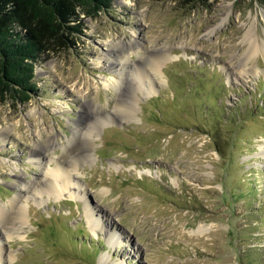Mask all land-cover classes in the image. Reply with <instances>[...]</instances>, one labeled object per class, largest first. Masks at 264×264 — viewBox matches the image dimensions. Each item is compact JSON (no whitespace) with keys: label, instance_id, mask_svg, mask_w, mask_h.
Segmentation results:
<instances>
[{"label":"rangeland","instance_id":"374dc122","mask_svg":"<svg viewBox=\"0 0 264 264\" xmlns=\"http://www.w3.org/2000/svg\"><path fill=\"white\" fill-rule=\"evenodd\" d=\"M85 27L0 99V264H264V0H112Z\"/></svg>","mask_w":264,"mask_h":264},{"label":"trees","instance_id":"16d2710c","mask_svg":"<svg viewBox=\"0 0 264 264\" xmlns=\"http://www.w3.org/2000/svg\"><path fill=\"white\" fill-rule=\"evenodd\" d=\"M208 0H183L185 5ZM112 0H0V99L20 102L36 92L34 64L75 47L85 18L106 11Z\"/></svg>","mask_w":264,"mask_h":264},{"label":"bare ground","instance_id":"6f19581e","mask_svg":"<svg viewBox=\"0 0 264 264\" xmlns=\"http://www.w3.org/2000/svg\"><path fill=\"white\" fill-rule=\"evenodd\" d=\"M251 46H253V45H251ZM61 165L62 164H59V167L57 169H54L53 171L48 172V174L51 175L53 178H47L45 180L47 184L43 182L44 184H46L48 186L50 191L56 195L58 193H60L59 187L61 185H65V187H67V186H69V184L71 182V175L68 174L67 171ZM2 214H3V210L0 208V216H3ZM101 224L102 223H100V225ZM101 226H103V225H101Z\"/></svg>","mask_w":264,"mask_h":264}]
</instances>
